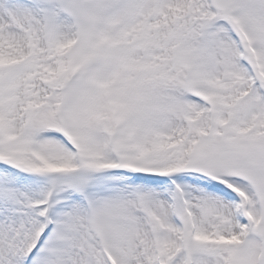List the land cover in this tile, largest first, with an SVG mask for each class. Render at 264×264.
<instances>
[{"label":"snow or ice","instance_id":"1","mask_svg":"<svg viewBox=\"0 0 264 264\" xmlns=\"http://www.w3.org/2000/svg\"><path fill=\"white\" fill-rule=\"evenodd\" d=\"M0 264H264V0H0Z\"/></svg>","mask_w":264,"mask_h":264}]
</instances>
